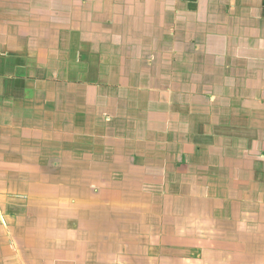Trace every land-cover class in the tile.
Masks as SVG:
<instances>
[{"label":"crops","instance_id":"1","mask_svg":"<svg viewBox=\"0 0 264 264\" xmlns=\"http://www.w3.org/2000/svg\"><path fill=\"white\" fill-rule=\"evenodd\" d=\"M0 264H264V0H0Z\"/></svg>","mask_w":264,"mask_h":264}]
</instances>
